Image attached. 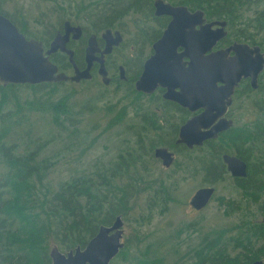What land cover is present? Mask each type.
<instances>
[{
  "label": "rangeland",
  "instance_id": "obj_1",
  "mask_svg": "<svg viewBox=\"0 0 264 264\" xmlns=\"http://www.w3.org/2000/svg\"><path fill=\"white\" fill-rule=\"evenodd\" d=\"M106 1L121 8L129 0ZM93 2L96 0H0V9L18 22L29 38L43 40L63 20H82L79 22L89 29V33H103L107 21L104 16L107 10L102 6L105 0H99V6L89 13L90 19L83 20L88 12L83 13L81 9ZM243 19L239 22L242 23ZM111 28L120 30L123 37V43L108 58L112 83L103 85L95 74L88 81L65 82L60 92L51 98L55 101L65 93L69 95L70 107L80 113L75 116L78 117L77 125L73 127L70 122L56 124L52 121L51 112L35 111L28 115L23 125L9 133L6 142L17 145L18 153H23L27 145H34L36 141L45 143L40 157H50L56 163L48 178L53 187L81 175H108L114 164L121 161L120 157L129 163L138 157L133 166L129 165L128 173L123 175L124 180H117L125 184L131 176L139 177L144 183L140 187L149 185L139 191L132 187L135 192L128 201L129 210L125 216H121L122 242L126 244L129 241V255L137 256L149 246L158 255H165L166 264H179L189 257L188 253L203 239L238 225L244 220L243 217L250 222L255 221L257 211L252 209L249 214L244 211L230 214L227 203L233 198V189L229 179L218 187L217 195L223 197L220 203L212 200L200 212L191 210L188 204L191 196L197 189L209 185L204 172L188 170L186 166L196 163L194 168H199L202 162H197V159L209 156L208 146L193 151L175 146L176 134L173 135L175 130L172 128L178 129L182 115L174 109L170 110L169 116L166 115L161 102L130 93L133 83L129 88L127 83L118 79V66L124 67L128 79L135 77V70L150 52L151 35H155V31L133 15L116 20ZM82 44L83 41L75 46L76 55H82L79 62H82L83 57ZM64 73L71 76L73 71L67 69ZM20 94L23 100L32 92L30 89H21ZM85 107L90 111H85ZM140 108L145 112L158 111L156 116L161 127L158 131L150 132V126L142 121ZM158 147H165L174 153L175 161L170 168L165 169L154 157V150ZM160 190L164 191L162 200L153 202L154 194ZM233 199L236 200L235 197ZM53 245L50 243V248ZM176 250L180 251L178 256H175ZM114 264H121V259L115 260Z\"/></svg>",
  "mask_w": 264,
  "mask_h": 264
},
{
  "label": "trees",
  "instance_id": "obj_2",
  "mask_svg": "<svg viewBox=\"0 0 264 264\" xmlns=\"http://www.w3.org/2000/svg\"><path fill=\"white\" fill-rule=\"evenodd\" d=\"M98 1L83 6L81 11L88 12L83 20L90 19L89 13L98 7ZM168 1L182 4L192 11L201 10L207 21L226 22L228 37L224 43L242 40L246 36L244 27L264 28V0ZM151 2L153 0H129L125 6L117 8L116 4L105 0V4L102 3L107 10L104 27L111 28L116 20L129 15L134 10L133 7L148 6ZM250 12L251 15H248ZM0 13H3L1 9ZM241 19L242 23L239 22ZM153 38L155 35H151V39ZM81 56L76 55L77 63H81L78 60ZM50 61L57 65L60 72L71 69L64 55L53 56ZM131 82L129 79L124 83L130 88ZM64 84L65 82L0 86V264H51L50 243L61 252L77 246L83 248L97 233L99 226L110 225L118 215L125 216L133 192L149 187L148 184L140 187L144 183L139 177L131 176L126 179L125 184L117 181L124 180L123 175L128 173L129 165L133 166L138 157L133 158L132 163L124 162L123 157H120L121 161L114 164L108 175H81L59 182L53 187L48 178L56 163L50 157H40L45 143L36 141L33 146L27 145L23 153H18L17 145L6 142L9 133L23 125L28 115L35 111L47 114L51 112L52 121L56 124L70 122L75 127L78 120L75 116L80 113L70 107L69 95L65 93L55 101L51 99L60 92ZM21 89H30L32 94L21 100ZM129 92L139 95L133 86ZM161 104L168 116L170 110L176 111L168 103ZM85 111L90 110L85 107ZM156 112L158 111L145 112L140 108L142 121L150 126L152 132L161 128ZM172 130H175V135L176 127ZM208 149L210 150L209 147ZM201 159L199 172L205 173V180L209 184L211 162L208 157ZM132 187H136L135 191ZM163 193V190L157 191L152 201L162 200ZM230 210H235L233 205ZM243 218L238 225H232L226 231L203 239L188 253L189 257L179 264H247L264 258V225ZM129 246V241H126L124 248L110 264H114L119 258L121 264H166L165 255H158L149 246L137 256L129 255ZM179 253L176 250L175 256Z\"/></svg>",
  "mask_w": 264,
  "mask_h": 264
},
{
  "label": "water",
  "instance_id": "obj_3",
  "mask_svg": "<svg viewBox=\"0 0 264 264\" xmlns=\"http://www.w3.org/2000/svg\"><path fill=\"white\" fill-rule=\"evenodd\" d=\"M154 7L157 16L168 15L172 19L162 36L152 45L153 54L144 62L143 71L134 85L135 90L151 94L157 88H162L166 90L163 95L166 100L188 108L191 112L199 107L203 108L204 112L187 120L181 126L176 141L187 148L201 146L218 131L214 127L208 129L219 115H214L213 111L216 110L221 98L231 93L230 87L240 78L241 73L232 67L244 65L243 59H239L237 55L228 60L226 57L228 50L206 55L226 35V22H207L201 10L191 13L185 6L172 7L162 0H156ZM71 31L74 33L73 38L77 39L80 28ZM68 34V29L64 35L57 34L44 53L40 42L26 39L8 18L0 14V86L67 81L79 83L81 80L91 78L90 69L94 62L99 64L98 75L102 84L107 86L110 79L105 68L104 56L121 42L120 34L115 32L112 35L106 30L102 35L106 42L102 52L96 47L95 36H91L85 49L86 68L82 71L73 60V51L66 48ZM179 48L182 49L181 52H178ZM243 48L245 47L237 46V50ZM57 51L68 56L73 75L68 76L60 72L57 65L49 60V56ZM96 52L100 53V57H95ZM183 58L189 59L187 67L182 61ZM119 79L126 80L122 66L119 67ZM231 81L234 83L229 85ZM218 83L222 86H218ZM154 157L160 160L164 168H169L174 161L173 153L164 147L156 148ZM223 159L233 176L246 175V166L243 162L228 156H224ZM213 192L214 190L209 187L198 189L189 200L190 207L196 211L205 208ZM122 227L123 220L118 215L110 226H99L97 233L83 248L77 246L63 253L58 247L52 246L49 250L51 264H110L125 246L122 242ZM250 264L262 262L255 261Z\"/></svg>",
  "mask_w": 264,
  "mask_h": 264
},
{
  "label": "flooded vegetation",
  "instance_id": "obj_4",
  "mask_svg": "<svg viewBox=\"0 0 264 264\" xmlns=\"http://www.w3.org/2000/svg\"><path fill=\"white\" fill-rule=\"evenodd\" d=\"M155 1L156 0H153V2H151V5L148 6H143L140 8H136L135 6L133 7L135 11L132 10L131 13L129 14L138 18L140 22L143 21L144 24H147V28L148 26H150L151 30L155 31V38L152 39V42L150 44V52L146 57V59L143 61V63L142 64L140 63L137 70H135L136 71L135 77L131 79L133 83V87L143 71L144 62L153 54L152 45L162 36L163 31L166 29V27L168 26V24L172 19V17L168 15L157 16L155 14L156 12L154 7ZM162 1L165 4H170L172 7L184 6L182 4H175V3L173 4L168 0H162ZM97 6L99 5L97 4ZM186 8L191 13L194 12L190 10L188 7ZM136 10L138 11L136 12ZM0 14L8 18L16 26L18 31L25 36L26 39H34L40 42L44 53L49 49L51 42L54 40L57 34L64 35L65 30L68 29L69 34H68V42L66 43V48L73 51L74 53L73 60L80 71L86 68L85 49L87 47L88 40L91 36H95L96 47L100 52H102L105 49L106 42L102 38V35L105 33L106 30H109L112 33V35L115 32H118L122 37L120 30L113 29L114 27L106 28L104 29L103 33L98 35L96 33H89V29L79 22L82 20H76V21L63 20L58 24V27L52 32V34L47 39L38 40L35 38H29L21 30L20 26L17 24L18 22L13 17L10 18L6 14L3 13ZM74 28H80V33L79 31L77 33L79 35L77 39L73 38L74 33L71 31V29ZM244 29H246L245 32L246 36L242 40L240 41L231 40V41H226L224 43L223 41L227 40L228 37V33L225 28L226 35L216 43V45L212 48L211 51H209L206 54L209 55L210 53L219 50H226V51L228 50L226 55L228 60L239 55L240 57L239 59L241 60L243 59L244 65L241 64V66L237 65L232 67L233 70H236L239 73H241V76L237 80L236 84L235 85L233 84V86L230 87L231 93L227 94L226 96H223L216 105L217 107L216 110L213 111V114L214 115L219 114V115L215 118L214 122L211 124V126L208 129L214 127L218 131L211 139L205 140L201 146H193L192 148H187L184 144H177L176 141L178 139L179 130L181 126H183L187 120L195 116H198L202 112H204L203 108L199 107L197 110L191 112L188 108L182 107L173 101L166 100L163 98V95L166 92V90L162 88H157L151 94H144L137 92L136 90L135 91L140 95H144L148 98L153 97L159 102L161 101L163 103H168L170 107L173 106L176 109L177 113L182 115V118L179 120L176 139L173 143L175 144V146H180L185 151L200 150L207 146L210 148L208 158L209 161L211 162L210 169L212 173L209 179L210 180V183L208 184L209 186L207 187L212 188L214 190L210 202L212 200L214 201L216 200L217 203H220L223 197L221 196L218 197L217 195L218 187L220 186V184L224 183L226 180L229 179L231 181L232 189H233V191L231 192V197L236 198V200L232 198L231 201L227 203L228 204L227 210L230 212V214L231 213L238 214L242 211H244L245 213L248 212L249 214L250 210L252 212V209H255L257 211L256 213L258 217L253 222L264 225V28L259 27L256 28L257 29L256 30L254 27L248 26V27H244ZM196 30H198V28H196ZM82 41H83L82 50H81V54H83L82 62L77 63L75 46L79 42L82 43ZM111 41L112 40L110 39V42ZM122 43H123V37L121 42L117 46H113L111 52L108 55L104 56V64L107 70L108 77H109L108 65H110L108 64V60H109L108 58L112 55L113 51H115V49H117ZM237 46H244L245 48H243L242 50H237ZM181 51L182 49L179 48L178 52ZM61 55H64L67 61L69 62L68 56L64 53H61L60 51L51 54L49 56V60L53 56H61ZM95 57L97 58L100 57V53L96 52ZM182 61L185 64V67H187L189 59L183 58ZM70 66H71V70L73 71L71 64ZM119 67L120 66L117 67L118 79H119ZM98 69H99V64L97 62H94L90 69L91 78L88 80H91L95 74L98 75ZM109 79L110 82L108 85H110L113 81L111 77H109ZM232 79H234L233 75H232ZM88 80H81L80 82L88 81ZM128 80L129 79L127 76H126V80L119 79V81L122 82H127ZM232 83H234V81H231L229 85ZM217 85L222 86L221 83H218ZM177 92H179V90H177ZM168 151L172 152L170 151V149H168ZM224 156L234 157L240 160L241 162H243L246 166V175L244 177L233 176L232 173L228 170V165L224 162L223 159ZM174 161H175V156H174ZM174 161L171 164V166L174 164ZM201 161L202 159H197V162H201ZM185 166L186 165H184L183 167ZM193 166H196V163L193 164L189 163L188 167L186 166V168L188 170L193 169L194 171L200 170L199 168H193ZM224 199L226 198L224 197ZM231 205H233L235 209L234 211L230 210ZM205 208L199 211H196L192 208L191 210L195 212H200ZM256 261H260L262 262V264H264V258Z\"/></svg>",
  "mask_w": 264,
  "mask_h": 264
}]
</instances>
